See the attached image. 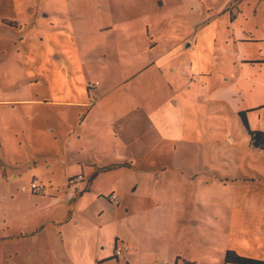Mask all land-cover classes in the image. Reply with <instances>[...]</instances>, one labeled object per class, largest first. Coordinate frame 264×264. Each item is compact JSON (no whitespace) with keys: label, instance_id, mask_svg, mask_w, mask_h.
<instances>
[{"label":"rangeland","instance_id":"1","mask_svg":"<svg viewBox=\"0 0 264 264\" xmlns=\"http://www.w3.org/2000/svg\"><path fill=\"white\" fill-rule=\"evenodd\" d=\"M225 1L0 0V264H89L116 240L131 264L264 261V152L240 117L264 130V65L239 67L264 60V2L234 0L233 26ZM71 148L133 165L76 198L78 227L53 221L86 173Z\"/></svg>","mask_w":264,"mask_h":264},{"label":"crops","instance_id":"2","mask_svg":"<svg viewBox=\"0 0 264 264\" xmlns=\"http://www.w3.org/2000/svg\"><path fill=\"white\" fill-rule=\"evenodd\" d=\"M233 1L234 0H226L225 3H224V5L221 7L220 13L222 15L223 14H227V13L230 14L229 15L230 16V23L233 24V26H234L236 24V22H237L236 20H237L239 14H241V11H238V16L235 14V10H233L234 11V14L232 13L233 15L231 13H229V11L227 12L228 7L231 6L230 4ZM247 1L248 0H245L241 4H239V5H241V8H242L243 4L245 2H247ZM263 2H264V0H263ZM231 16L234 18L233 20L231 19ZM232 37H234L235 40H237L238 42H242V43L253 41L252 39L250 40V38L248 36L244 35V34H238L237 36H234L233 35ZM248 65H252L251 68L253 69L254 66L264 65V60H249V59H244V60L240 61L239 67L241 69H246L247 67H249ZM246 82H248V79H246ZM256 89H257L256 86H252L251 89H248V87H245L244 90H245V93H248L250 90L251 91H256ZM260 104H261V106H259V107L261 109L264 108V103H260ZM51 131H53V129H51ZM260 131L264 133V130H260ZM76 133H77V131H75L73 135H75ZM82 138H83V134H81L78 137V140L80 141V140H82ZM77 145L79 146V143H77ZM66 152H67V155L68 156L75 154V157L72 156V158L74 160L73 162H76L78 165H81V167H82V165L85 166L86 173L81 168L82 172L78 174V175H82L84 177L83 182H81L80 184H85V186H83V191H82L81 187H78L79 190L77 192H76V190H74L75 188H73V189H71V188L68 189L67 188L69 191H68V193L66 192L65 201H66V203H70V201L73 199L72 198V195L74 194V196H75L74 197V200H73L74 202H72V205L69 204L68 207H66V205L64 203L63 204L64 205L63 206L64 210H63L62 215L59 216V217H55L53 219V221H59L60 223H63V222H66V223L73 222L74 225L76 227H78L79 224H80L79 223L80 221H79V218H78L79 216L76 214V211L73 209V206L78 202L76 200V198L79 199V200H81L83 197H85L86 194L90 193V191L92 190V186H93L95 180L98 178V176L104 175V174L110 173V172L120 171V170H126V169L129 170V169L133 168V165H132L131 162H128L127 160H123V161L120 160L119 158H121V155H119L116 150L113 151V155L115 156V159L113 160L114 162L111 163L110 165L104 166V167H99L97 165L99 162L103 161L104 157L96 156V154H94L93 157H90V159L89 158L83 159V157H81V152L82 151H80V153H78L76 148L75 149H72L71 148V151L70 152L67 149ZM262 152H264V151H262ZM81 159H82L83 162L80 161ZM104 161H106V159H104ZM101 169H104V170L105 169H108V170H105L103 172L96 173L97 170H101ZM68 171H69V169H68ZM78 175L77 174L76 175H73V177L78 176ZM110 188L111 187H109V189H107L106 192H108V193L111 192L110 194H116L119 197V194H118V192H116L114 190V187L111 188V189ZM85 189H88V190H85ZM118 190L120 192L124 191V184H122V185L118 184ZM135 190L136 189L133 188V191H135ZM44 193H45V191H44ZM110 194H108V196ZM108 196H107L108 201L111 204H113L110 201V197H108ZM49 198L52 199L51 200L52 202H50L51 204H53V203L60 204L58 202L59 199H57L56 195H53V196H51ZM119 201H120V197H119ZM118 206H120V204L117 205V207ZM67 211H68V216H67ZM58 229H60V227H58ZM33 239L36 240V242H37L39 240V236L38 235H34L33 236ZM117 242H118V240H116V242L114 243L113 257L111 259L108 257L109 255L105 252V248L104 247H101L102 246L101 243H99L97 247L95 245L94 246H91V248L88 250V254H90L89 258L91 260L89 264H104V263L111 262L113 260H116L117 261V264H118V260H120V259H124L125 262H126V264H131L134 256L138 252L137 247L136 246H133V248H131L130 245L128 244L129 251L126 252L124 256L116 259L115 256H114V253H115V248L118 245ZM82 253H83V255H85V250L84 249L82 250Z\"/></svg>","mask_w":264,"mask_h":264},{"label":"trees","instance_id":"3","mask_svg":"<svg viewBox=\"0 0 264 264\" xmlns=\"http://www.w3.org/2000/svg\"><path fill=\"white\" fill-rule=\"evenodd\" d=\"M243 1H245V0H238V3L241 4ZM231 19L233 20L234 18L231 16ZM246 113L245 112L240 113V117L242 118L243 123L245 125V128L247 129V132L249 134L250 145L255 150L264 151V133L261 131H251L249 129V127L247 125V121H246ZM105 170H108V169H105ZM105 170L104 169L97 170L96 173L103 172ZM78 177L82 178V179H80L81 181L78 182V184H79V183L83 182L84 177L82 175H78V176H75L73 178H78ZM78 184H75L74 186H71V187L69 185L68 186H69V188L73 189V188L77 187ZM85 190H88V189H85ZM224 263L225 264H264V261L259 260V259H253V258L241 256L238 253H236V251L229 250L226 252V255L224 257Z\"/></svg>","mask_w":264,"mask_h":264},{"label":"built area","instance_id":"4","mask_svg":"<svg viewBox=\"0 0 264 264\" xmlns=\"http://www.w3.org/2000/svg\"><path fill=\"white\" fill-rule=\"evenodd\" d=\"M80 179H82V178L81 177L70 178L68 180V185L70 187L74 186L79 181H81ZM31 188H32V191H35V192H38L41 194L44 193V191H45V188L43 186H38L36 183L32 184ZM110 199L112 202H114L115 205H119L118 197L115 194L111 195ZM128 251H129V246L126 243H122V244L116 246L114 255L116 258H120V257L124 256L125 253Z\"/></svg>","mask_w":264,"mask_h":264}]
</instances>
